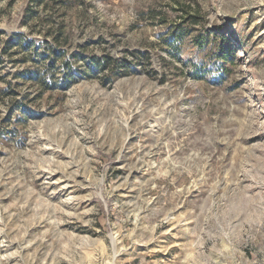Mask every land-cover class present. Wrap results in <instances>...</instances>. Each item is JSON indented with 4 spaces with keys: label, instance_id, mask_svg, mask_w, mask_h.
<instances>
[{
    "label": "rangeland",
    "instance_id": "1",
    "mask_svg": "<svg viewBox=\"0 0 264 264\" xmlns=\"http://www.w3.org/2000/svg\"><path fill=\"white\" fill-rule=\"evenodd\" d=\"M0 264H264V0H0Z\"/></svg>",
    "mask_w": 264,
    "mask_h": 264
},
{
    "label": "trees",
    "instance_id": "2",
    "mask_svg": "<svg viewBox=\"0 0 264 264\" xmlns=\"http://www.w3.org/2000/svg\"><path fill=\"white\" fill-rule=\"evenodd\" d=\"M56 3L57 2L54 1L55 5H56ZM178 10L180 12H182L184 14V16L183 17L181 16L180 17L181 22L178 25L174 26V29L176 30V32H175V34H173L170 37L172 46H177L180 42L183 41V39L186 35H189V32L187 29L181 28L182 23H186V21H188L190 19H192L193 21L195 19H197V16L189 14V12L186 11V9H183L180 7ZM26 12L27 13L25 14V19H24L25 21H27L26 18H28V16L32 13L30 9H28ZM156 15L157 14L154 11H149L147 13V17L149 19H155ZM162 22H163V20H162ZM57 34H61V31H58ZM199 41L200 40H197L198 45H199V43H198ZM201 41H204L203 38H201ZM214 42H216V43L218 42V45H219L217 48V51H215V53H214V59L218 63V64H216L218 71L223 74L226 71L225 65L227 63H230L231 61H233L235 51H234L233 47H230V45L227 46L228 40L226 38L220 37V41H219V38H215ZM199 47H201V46L199 45ZM33 51H35V50H33ZM51 52L53 53V51H51ZM53 54H55V53H53ZM51 68H53V63H50L49 67L45 68L42 75H40L38 72H37V74H36V72H34V74L32 76L34 81L36 82V84L38 86V89L42 92H45V91L51 89L53 86V81H52L53 75H52Z\"/></svg>",
    "mask_w": 264,
    "mask_h": 264
}]
</instances>
